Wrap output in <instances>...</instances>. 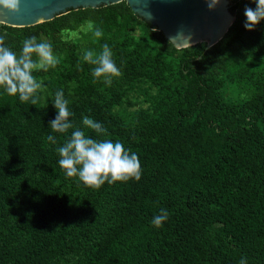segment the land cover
I'll list each match as a JSON object with an SVG mask.
<instances>
[{
  "label": "rangeland",
  "instance_id": "1",
  "mask_svg": "<svg viewBox=\"0 0 264 264\" xmlns=\"http://www.w3.org/2000/svg\"><path fill=\"white\" fill-rule=\"evenodd\" d=\"M229 12L234 15L231 8ZM86 27L87 22H83L59 31V42L69 47L53 51L60 59L55 69L44 76L35 72L44 87L37 93L36 105L25 104L24 116L0 105L1 133L14 129L18 136V147H11L13 164L0 167V264H43L42 258L44 263L74 264L84 250L98 249L133 222L135 207L146 192L148 170L160 152L166 150L177 157L200 148L216 127L231 132L240 125L248 127L247 133L259 141L261 150L253 161L237 164L235 174L264 183V40L247 39L248 45L240 52V36L235 46L227 47L225 67L204 69L210 102L200 114L199 108L185 99L180 57L162 51L157 31H148L129 18H110L103 25L94 24L104 33L97 40L91 32L83 31ZM233 33L227 31L225 35L231 37ZM105 43L122 73L111 86L102 78L96 80L94 66L82 59L85 50L98 54ZM78 60L86 63L85 74L77 70ZM61 89L74 113L70 117L74 127L67 133L53 132L48 118L56 113L53 99ZM85 116L101 123L107 135L87 129L82 124ZM77 128L96 140L120 141L126 150L136 153L141 180L106 182L93 189L78 178H68L59 167L57 149ZM48 135L56 137V143L49 142ZM21 155L32 163L40 162L44 172L34 178L29 170L24 176ZM195 158L198 154L193 161ZM165 182L171 181L166 178ZM89 203H94L95 209L87 210ZM66 221L80 227L84 239L73 243L63 240L70 226H65ZM62 251L63 256L59 254Z\"/></svg>",
  "mask_w": 264,
  "mask_h": 264
},
{
  "label": "trees",
  "instance_id": "2",
  "mask_svg": "<svg viewBox=\"0 0 264 264\" xmlns=\"http://www.w3.org/2000/svg\"><path fill=\"white\" fill-rule=\"evenodd\" d=\"M229 2L235 20L228 32L234 33L231 37L225 35L208 50H205V42L176 49L161 32L136 16L126 1L109 6L71 9L51 21L30 27L0 25V35L7 33L5 45L18 55L22 41L32 36L48 40L53 51H60L69 47L58 40L61 29H71L88 21L103 25L110 18H129L144 25L148 31H157L155 34L160 48L166 54H178L182 61L181 84L185 99L203 114L204 106L210 102V87L206 85L204 69L211 71L225 67L227 47L235 46V39L240 36L243 38L237 47L240 52H243L242 46L248 45L247 39L264 40V21L253 31L244 27V9H255V3L251 0ZM75 65L80 73H86L85 62L78 60ZM39 73L44 76L47 72ZM26 103H22L18 96L12 97L0 90V105L6 111L24 116ZM56 116L57 111L48 118L52 121ZM215 129L200 148H192V151L177 157L170 156L166 150L160 152L148 170L146 192L135 207L133 222L98 249L81 252L74 264H239L241 258L246 259V264H264V183L235 174L237 164L253 161L261 150L260 143L247 133L246 125H240L235 132ZM41 132L46 134L47 130L42 129ZM17 138L14 129L7 133L0 131V167L13 164L15 159L11 147H18ZM196 154L199 158L193 161ZM20 157L24 176L29 174V170L34 178L44 172L40 162L32 163L27 158L22 159V155ZM166 178L171 182H165ZM93 209L95 204L89 203L87 210ZM161 209L168 211L169 219L158 228L152 220ZM69 223L66 221L64 224L67 227ZM83 232L70 223L63 240L84 239ZM69 246L72 244L69 243ZM59 254L63 256V251ZM42 260L43 264H54L51 261L44 263V258Z\"/></svg>",
  "mask_w": 264,
  "mask_h": 264
},
{
  "label": "clouds",
  "instance_id": "3",
  "mask_svg": "<svg viewBox=\"0 0 264 264\" xmlns=\"http://www.w3.org/2000/svg\"><path fill=\"white\" fill-rule=\"evenodd\" d=\"M251 2L255 3V9L251 7L244 9L246 18L244 27L248 31L255 30L264 21V0H251ZM205 3L208 10L212 11L218 6L220 0H205ZM0 9L9 14H19L20 0H0ZM83 31L91 32L97 40L104 35L103 30L94 27L92 21L87 22V27ZM6 35L7 33L0 35V90L9 96H18L22 103L30 102L36 105L37 93L44 84L36 78L34 73L55 69L60 59L54 54L53 46L48 40H38L36 36L22 41V49L18 55L12 48L5 45ZM72 35L76 36L77 33L73 32ZM177 36L185 39L186 43L183 46L191 47L190 35L185 36L180 33ZM82 59L94 66L93 77L96 80L102 78L105 85L111 86L113 79L122 75L107 43L98 54L92 50H85ZM53 100L57 116L50 122V128L53 132L67 133L74 127L73 122L70 121L74 113L69 110V101L65 99L62 89L55 93ZM82 124L99 135H107V130L101 123L87 116L83 117ZM47 140L56 143V137L52 135H48ZM57 152L60 157L59 167L65 175L68 178H78L87 187L99 189L106 182L115 184L141 180L142 168L138 155L130 149L126 150L120 141L96 140L77 128L72 131L63 146L57 149ZM168 219V211L161 209L160 213L154 216L152 224L159 228ZM239 264H246V259L241 258Z\"/></svg>",
  "mask_w": 264,
  "mask_h": 264
},
{
  "label": "water",
  "instance_id": "4",
  "mask_svg": "<svg viewBox=\"0 0 264 264\" xmlns=\"http://www.w3.org/2000/svg\"><path fill=\"white\" fill-rule=\"evenodd\" d=\"M132 12L149 23L176 48L183 46L185 39L177 36L190 35L191 46L205 42V50L215 45L228 31L235 17L229 12V0H220L209 11L205 0H123ZM120 3V0H20V12L13 15L0 9V23L22 28L51 21L69 10L95 8Z\"/></svg>",
  "mask_w": 264,
  "mask_h": 264
},
{
  "label": "built area",
  "instance_id": "5",
  "mask_svg": "<svg viewBox=\"0 0 264 264\" xmlns=\"http://www.w3.org/2000/svg\"><path fill=\"white\" fill-rule=\"evenodd\" d=\"M0 25H3L2 23H0Z\"/></svg>",
  "mask_w": 264,
  "mask_h": 264
}]
</instances>
